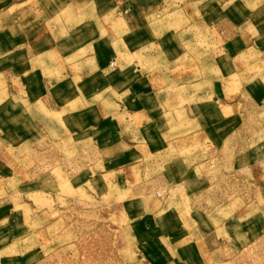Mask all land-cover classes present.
Returning <instances> with one entry per match:
<instances>
[{
    "label": "rangeland",
    "instance_id": "rangeland-1",
    "mask_svg": "<svg viewBox=\"0 0 264 264\" xmlns=\"http://www.w3.org/2000/svg\"><path fill=\"white\" fill-rule=\"evenodd\" d=\"M178 6L166 0L143 21L155 29L197 23L193 53L190 44L181 49L171 42L168 60L177 61L168 67L162 45H150L135 58L166 69L160 83L176 87L200 80L211 120L217 104L211 90L219 79L211 65L218 53L227 54L223 37L215 42L218 34L209 24ZM184 89L161 93L167 95L160 119L172 125L160 130L151 147L142 142L99 150L95 138L59 141L46 131L44 118L36 119L46 118L43 107L23 109L20 134L0 118V264H151L149 255L158 264H264V178L257 177L264 168V106H238L230 123V110L221 107L225 123L208 128L209 139L201 143L185 138L195 125L183 114ZM3 99L0 92V106ZM167 211L177 225L174 237L164 223ZM241 217L251 221L250 230L236 221ZM184 249L186 258L178 253Z\"/></svg>",
    "mask_w": 264,
    "mask_h": 264
},
{
    "label": "crops",
    "instance_id": "crops-1",
    "mask_svg": "<svg viewBox=\"0 0 264 264\" xmlns=\"http://www.w3.org/2000/svg\"><path fill=\"white\" fill-rule=\"evenodd\" d=\"M167 1L179 5L181 11H193L199 24H209L218 34L215 42L222 34L227 54L220 57L218 53L211 65L219 78L211 90L216 92L212 96L217 103L212 107L215 117H206L202 100L207 90L199 87L200 80L176 87L160 83L166 69L163 73L154 64L135 58L150 45L154 49L162 45L163 65L168 67L177 61L168 60L171 42L179 43L181 49L190 44L193 53L197 23L155 29L143 21L145 13L157 11L166 0H0V78L4 84L0 92L5 94L0 118L4 126L14 124L12 129L23 133V109L43 107L46 118L37 115L36 119L44 118L46 131L59 141L95 138L99 150L117 145L134 148L142 142L151 147L160 130L172 125L170 119H160V114H166L162 103L167 95L161 93L170 88L176 93L184 87V92L179 91L187 101L183 114L195 125L185 138L204 143L209 139L208 128L226 121L218 115L221 107L230 110V123L234 108L264 106V0L257 4L253 0ZM249 29L260 32L248 34L245 40L241 33ZM149 57L155 58L156 53L149 52ZM253 164L248 168L251 174ZM259 172L257 177L263 179L264 168ZM163 219L170 237L177 235L170 212ZM247 219L236 220L243 222L245 231L252 227ZM178 253L187 257L185 249ZM149 256L158 264L156 257ZM181 262L175 259L167 264Z\"/></svg>",
    "mask_w": 264,
    "mask_h": 264
}]
</instances>
